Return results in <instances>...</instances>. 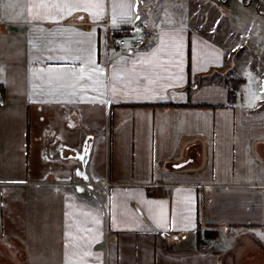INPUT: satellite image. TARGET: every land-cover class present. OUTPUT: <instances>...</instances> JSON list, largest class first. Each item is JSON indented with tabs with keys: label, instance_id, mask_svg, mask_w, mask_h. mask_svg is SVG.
I'll use <instances>...</instances> for the list:
<instances>
[{
	"label": "crops",
	"instance_id": "crops-1",
	"mask_svg": "<svg viewBox=\"0 0 264 264\" xmlns=\"http://www.w3.org/2000/svg\"><path fill=\"white\" fill-rule=\"evenodd\" d=\"M231 4L244 28L221 39L145 25L120 53L106 33L139 23L136 0H0V235L19 260L264 264V85L242 59L261 43L264 63V0Z\"/></svg>",
	"mask_w": 264,
	"mask_h": 264
},
{
	"label": "rangeland",
	"instance_id": "rangeland-1",
	"mask_svg": "<svg viewBox=\"0 0 264 264\" xmlns=\"http://www.w3.org/2000/svg\"><path fill=\"white\" fill-rule=\"evenodd\" d=\"M259 1L262 2V0ZM230 2L232 0L228 3L218 0H136V10L139 15L137 21L144 26H154L155 28L170 25L182 26L190 34H199V31H205L213 37L221 39V37L212 33L213 31L211 30L214 27L222 32L236 29L234 25L237 28H244L243 24L246 20L243 17V22L242 19L240 22L241 14L243 13H237L236 11L235 13L232 11V4L230 7L227 5ZM246 11L245 14L248 17H254L253 11ZM217 17H220V22L223 21L219 26L216 25ZM235 44H232L233 48H236ZM254 44L253 46L252 43V49H250V55H254V58L251 59L245 56L242 59L244 60L243 62H250L249 67H252V71L255 72L256 85H264V63L259 54L261 48L257 47L261 43ZM243 64L245 65L246 63ZM13 241L12 238L5 239L0 235V257H7L13 264H25L16 256L23 251L22 240L17 238L18 243L16 242V244H13Z\"/></svg>",
	"mask_w": 264,
	"mask_h": 264
},
{
	"label": "built area",
	"instance_id": "built-area-1",
	"mask_svg": "<svg viewBox=\"0 0 264 264\" xmlns=\"http://www.w3.org/2000/svg\"><path fill=\"white\" fill-rule=\"evenodd\" d=\"M147 38L148 36L144 32L143 25L138 24L132 25L127 35L122 37H114L110 44H107L113 46L120 53H131L135 51ZM218 245L219 242L216 239L205 237L200 244V250H213Z\"/></svg>",
	"mask_w": 264,
	"mask_h": 264
},
{
	"label": "trees",
	"instance_id": "trees-1",
	"mask_svg": "<svg viewBox=\"0 0 264 264\" xmlns=\"http://www.w3.org/2000/svg\"><path fill=\"white\" fill-rule=\"evenodd\" d=\"M129 28L124 26L121 27L119 29H115V30H110L108 33L109 36V42H111L110 40L114 37V36H124L128 33ZM224 84L226 85L227 89H228V98L230 100V102H233L236 98V93L240 88V84H241V80H237V79H227L224 81Z\"/></svg>",
	"mask_w": 264,
	"mask_h": 264
}]
</instances>
